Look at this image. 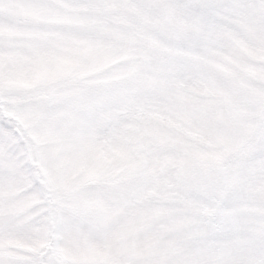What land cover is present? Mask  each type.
Segmentation results:
<instances>
[{"label":"snow or ice","instance_id":"6c2138e0","mask_svg":"<svg viewBox=\"0 0 264 264\" xmlns=\"http://www.w3.org/2000/svg\"><path fill=\"white\" fill-rule=\"evenodd\" d=\"M0 264H264V0H0Z\"/></svg>","mask_w":264,"mask_h":264}]
</instances>
